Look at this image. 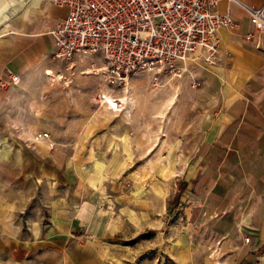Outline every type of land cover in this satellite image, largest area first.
Wrapping results in <instances>:
<instances>
[{"label": "crops", "instance_id": "obj_1", "mask_svg": "<svg viewBox=\"0 0 264 264\" xmlns=\"http://www.w3.org/2000/svg\"><path fill=\"white\" fill-rule=\"evenodd\" d=\"M12 1L19 6L5 1L0 8V104L27 89L31 77L43 82L60 60L49 28L68 13L54 0ZM216 7L234 18L218 30L219 57L213 64L187 63L200 87L184 99L178 124L175 97L169 102L176 134L170 140L175 164L167 168L174 177L171 202L189 234L204 244L206 264H264V27L257 28L236 1L220 0ZM12 72L20 75L18 83ZM10 125L0 123V129ZM41 129L53 132L59 125ZM36 141L40 153L21 149L22 140L0 143V165L22 168L10 174L19 180L14 186L0 184V264H104L114 250L108 238L131 221L124 206L132 194L102 191L101 171L83 177L81 163L48 154L47 142L56 143L51 137ZM75 177L79 188H70ZM89 177L97 185L87 192ZM41 188L48 199L37 194Z\"/></svg>", "mask_w": 264, "mask_h": 264}, {"label": "rangeland", "instance_id": "obj_2", "mask_svg": "<svg viewBox=\"0 0 264 264\" xmlns=\"http://www.w3.org/2000/svg\"><path fill=\"white\" fill-rule=\"evenodd\" d=\"M5 1L19 6L3 0L0 8ZM105 63L102 55L55 60L43 82H32L31 77L27 89H19L0 104V123L11 124L0 129V143L22 140L21 149L40 153L36 134L45 124L59 125L48 131L56 141L54 147L47 142L48 154L64 164L81 163L83 177H92V169L97 168L103 174L98 187L106 193L132 194L124 206L129 207L131 221L108 238L114 250L104 264H206L201 258L204 244L189 234L183 215L172 206L174 177L167 171L176 154L170 146L176 134L169 102L175 97L178 124L184 99L200 84L184 66L176 73L143 70L132 75L126 88L117 87L107 81ZM33 83L36 87L30 89ZM102 92L119 98V106L112 109L100 100ZM20 169L1 164L0 184L6 187L10 181L14 186L19 180L10 174ZM96 180L86 179L87 192L96 189ZM68 181L70 188H79L73 186L76 177ZM40 190L37 194L48 199L45 189Z\"/></svg>", "mask_w": 264, "mask_h": 264}, {"label": "built area", "instance_id": "obj_3", "mask_svg": "<svg viewBox=\"0 0 264 264\" xmlns=\"http://www.w3.org/2000/svg\"><path fill=\"white\" fill-rule=\"evenodd\" d=\"M54 1L68 6L66 16L49 28L54 57L66 60L102 55L107 81L122 88L133 74L143 70L176 73L190 60L215 63L220 52L218 30L234 23L230 12L217 9L220 0ZM232 1L247 9L257 28L264 27V4ZM10 78L13 83L20 81L15 72ZM98 97L115 109L105 92ZM112 98L119 103V98ZM50 137L48 131L35 136L39 141Z\"/></svg>", "mask_w": 264, "mask_h": 264}, {"label": "bare ground", "instance_id": "obj_4", "mask_svg": "<svg viewBox=\"0 0 264 264\" xmlns=\"http://www.w3.org/2000/svg\"><path fill=\"white\" fill-rule=\"evenodd\" d=\"M60 78V77H59ZM123 99H127V98H124L123 97ZM109 101H110V105L111 106H115V107H118L119 106V103H117L118 101H116L115 99H113L112 97H109ZM125 102H126V100H125Z\"/></svg>", "mask_w": 264, "mask_h": 264}]
</instances>
